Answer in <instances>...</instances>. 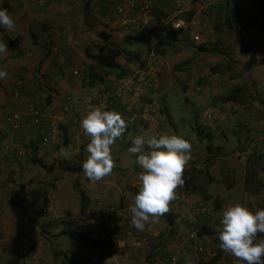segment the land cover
Listing matches in <instances>:
<instances>
[{"label": "rangeland", "instance_id": "1", "mask_svg": "<svg viewBox=\"0 0 264 264\" xmlns=\"http://www.w3.org/2000/svg\"><path fill=\"white\" fill-rule=\"evenodd\" d=\"M114 1L119 0H93V19L101 23L80 34L85 0H0L14 20L12 29L0 26V42L25 36L17 57L10 48L0 56V69L7 72L0 80V264H168L173 255L185 264H246L219 253L213 232L201 237L197 231L203 222L220 229L224 209L237 202L264 209V63L247 67L252 53L264 58V0H161L168 23H156L154 33L146 32L149 40L135 39V25L127 27L129 9L124 17L114 16ZM234 4L252 16L238 32V23L228 20ZM177 19L185 27L176 40L160 46ZM102 27L109 43L130 56L140 52L141 58L119 57L125 76L114 72L107 84L91 86L87 68L101 53L95 35ZM103 93L106 103L95 104ZM235 93L237 101L226 99ZM70 94L82 104L79 121L63 110ZM25 102L40 106L39 123H24ZM100 106L119 112L127 128L112 147V173L92 182L82 169L90 137L81 121ZM7 110H13L19 128L7 121ZM160 133L186 138L192 145L186 168H203L212 180L197 178L195 192L178 186L177 202L139 231L131 225L129 205L142 169L128 149L137 135ZM253 163L261 179L247 186ZM82 193L90 199L86 209ZM169 214L175 218L172 226ZM79 231L102 245H86Z\"/></svg>", "mask_w": 264, "mask_h": 264}, {"label": "clouds", "instance_id": "2", "mask_svg": "<svg viewBox=\"0 0 264 264\" xmlns=\"http://www.w3.org/2000/svg\"><path fill=\"white\" fill-rule=\"evenodd\" d=\"M0 26L14 28L13 18L3 7H0ZM7 48V44L0 42V56ZM6 76L7 72L0 69V80ZM70 112L75 113L79 121L82 104L80 112ZM81 127L90 137L86 149L89 155L82 164L84 175L92 182L101 181L113 171L112 147L125 133L127 123L119 112L100 106L87 113ZM191 147V143L178 134L137 135L133 139L128 151L136 155V163L142 169L138 175V192L129 205L134 228L144 230L146 224L155 223L169 211V204L177 202L176 194L180 193L175 190L184 183L183 172L191 159ZM220 223L221 249L246 264H264V239L257 238L258 233H264V209L253 210L237 202L224 209Z\"/></svg>", "mask_w": 264, "mask_h": 264}, {"label": "trees", "instance_id": "3", "mask_svg": "<svg viewBox=\"0 0 264 264\" xmlns=\"http://www.w3.org/2000/svg\"><path fill=\"white\" fill-rule=\"evenodd\" d=\"M151 2V7H150V17L153 16V18L146 22V20L144 19V17H141L139 14L140 8L144 5V2ZM136 0V4L135 6H133L134 8L129 10L128 12L133 13V15H127L125 16L124 20H126L128 22L127 27H132L133 25H135V27L133 28V35L135 36V39H142L143 37H146L149 40V35H146V32L151 34L154 33L153 31L155 30L156 27V23H161L162 21H164L166 24L168 23L166 21V14H163L164 12L161 11V0ZM174 1V0H173ZM221 0H211V3H215V2H220ZM93 2V0H85L84 5H83V12H82V17L79 18L80 16H78V30L79 33L82 34L84 31H86L87 29H94L95 26H98L101 22L98 21V19L93 16V12H92V6L91 3ZM112 2V1H111ZM127 2V0H119V1H114L112 4V10H113V14L114 16H119V17H124L121 12H118V7L119 6H123L125 3ZM175 2V1H174ZM240 6L238 4H234L232 7V10L228 16V20L231 17V22L228 21L227 24H232L233 22L238 23V27L232 26L231 27H235V29L238 31L241 30L240 27H245L243 26L244 23H246L247 21H252V16H248L246 15L244 9H240ZM110 9V8H109ZM141 17V18H140ZM227 19V18H226ZM132 20V21H130ZM168 28V27H167ZM91 29V31H92ZM233 29V28H232ZM181 30V28H171L170 30H168L167 32V38L166 40H162V42L160 43V46L165 42L170 40L169 42H172L173 40H176L178 36L179 31ZM94 33V32H92ZM97 38L100 39L101 43L99 44V50H100V54H96V56H94V58L96 59V62L94 63H89L88 64V68H87V79H88V84L93 86V84H97V82H101V83H108L107 78L109 75L114 74V72L117 73V77L118 78H123L125 76L126 70L123 67V65L119 62V57L124 56L126 57V60H134L137 61L141 58V54L140 52H137L135 56H130L128 52V50H124V48L119 47L117 45H112L111 43H109V33L107 32L105 27H102L100 30H98L96 32L95 35ZM24 37L23 35H17L14 38H11L10 36H6L5 38H7V45L8 48H10L9 50L11 52H15V55L17 57V55H19L21 53V50L23 48L22 45L24 42ZM36 34L34 31H32V34L29 36L31 43L35 44L36 40H35ZM130 38H133V36H130ZM157 46L160 48L159 44H157ZM202 49H206L205 44H201L199 46ZM50 49H48V52L45 51L43 49V52L45 55H47L48 53H50L49 51ZM12 54V53H11ZM262 62L264 63V58L263 59H259L258 56L255 53H252L250 55V58L248 59L247 62V67L248 68H252L255 64ZM144 62H141V65L144 66L143 64ZM94 66H98L100 67L101 71L100 72H96L94 71ZM110 84V82H109ZM108 90V89H107ZM20 93L18 91L14 92L13 98H19ZM106 94V93H105ZM116 97V96H115ZM113 97V98H115ZM227 100H235L237 101V94H233L232 96H228L226 98ZM115 101H120V98L118 100V97ZM25 106H27V104H33L36 108H40L39 105H37L35 102H25L24 103ZM118 105H120V108H125L124 106L121 105V103H117ZM10 113L12 114L13 110H9ZM69 142V136L66 134V136H64V143L68 144ZM208 149H211V144L207 145ZM210 155H208L205 160L210 159L209 157ZM253 167H249L247 169L246 172V185L250 186L252 181L258 182L261 179V174H259V169L258 167L253 163L252 164ZM69 168L71 169H76L78 168L80 170V165H77L76 167H73L71 165H69ZM258 174V176H257ZM200 177H204L207 178V183L211 182L212 178H209V174L207 173V170H203V168H198L196 171L194 172H190L186 166L183 172V180L184 183L183 185H185L184 187L189 189V191H197L198 187L197 185L193 186V183L196 181L197 178ZM219 202V201H218ZM90 203V199L88 196H86L84 193H82L81 195V206L83 209H86L88 207ZM220 204H217V207H219ZM169 224L172 226L175 223V218L173 217L172 214H169V216L167 217ZM221 229V228H220ZM214 230L210 227V225L206 222H203L198 231H197V235L199 236H204L207 233H211L213 232L214 235L216 236L214 239L218 242L219 247H218V252H222L223 249H221L220 247V240H219V230ZM213 230V231H212ZM78 234V237L88 246H101V242L97 241V239H94L93 237L89 236L86 233L83 232H76ZM260 237H264V233H258L257 234V238ZM174 257V255L170 258L169 263L168 264H172V258ZM177 262L178 264H185V261H183L182 259H178L177 257ZM198 264H200V262H197ZM72 264H75L74 262H72Z\"/></svg>", "mask_w": 264, "mask_h": 264}, {"label": "built area", "instance_id": "4", "mask_svg": "<svg viewBox=\"0 0 264 264\" xmlns=\"http://www.w3.org/2000/svg\"><path fill=\"white\" fill-rule=\"evenodd\" d=\"M178 1V0H175ZM211 1V0H209ZM136 4V0H127V2L123 5V6H119L118 12H121L122 14H124L128 9L131 10L133 9ZM150 7H151V2H144V5L140 8L139 14L141 17H144V19L147 21L150 18ZM128 10V11H129ZM140 17V18H141ZM125 23H127V21L125 20ZM173 25L176 28H183L186 25V22L183 19H177L175 21H173ZM120 95V93H119ZM96 104H104L107 101V95L105 93L103 94H99L98 97L95 99ZM2 105H0V109H1ZM63 110L66 112H70V111H74L76 113L81 111V102L77 99H75L73 97V95H67V97L65 98V103L63 105ZM7 114V121L10 123V125L14 128L17 129L19 128V122L17 120V116L14 115V113L12 112V114H9L10 111L7 110L6 112ZM42 118V111L40 108H36L33 104H27L26 106V111L23 114V120L24 123H26L27 125H32L35 123H39L40 120ZM78 119V118H77ZM77 119L75 118V121H77ZM45 140H47V138L45 137ZM180 198V196L178 194H176V199L178 200ZM175 200L171 201L174 202ZM199 250L202 252L203 247L200 246ZM172 264H178L177 262V256H174L172 258Z\"/></svg>", "mask_w": 264, "mask_h": 264}, {"label": "crops", "instance_id": "5", "mask_svg": "<svg viewBox=\"0 0 264 264\" xmlns=\"http://www.w3.org/2000/svg\"><path fill=\"white\" fill-rule=\"evenodd\" d=\"M114 89H112L111 91H113Z\"/></svg>", "mask_w": 264, "mask_h": 264}]
</instances>
